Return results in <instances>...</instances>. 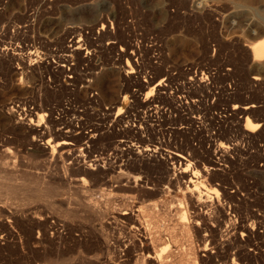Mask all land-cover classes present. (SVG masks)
<instances>
[{
    "label": "rangeland",
    "instance_id": "374dc122",
    "mask_svg": "<svg viewBox=\"0 0 264 264\" xmlns=\"http://www.w3.org/2000/svg\"><path fill=\"white\" fill-rule=\"evenodd\" d=\"M234 8L243 9L245 14L233 16ZM98 14L108 17V32L90 28ZM245 18L252 20L250 26L241 21ZM72 37L80 41L82 49L79 56H68L67 64L62 61V55H70L65 47ZM258 41H264V0H0V49L9 47L16 56L21 54L19 57L24 58L28 52L25 50L34 48L33 57L37 61L32 68L15 61L12 70L9 67L7 70V63L0 61V264H145L137 252L127 263L116 260V256L123 252L117 239L125 237L121 222L108 219L91 208L82 193L69 186L72 183L68 177L82 175L80 163H54L41 149L40 141L38 144L28 143L32 139L37 140V136L18 122L23 117L24 108L34 106L42 107L39 123L53 133L51 140L55 132L70 131L75 139L76 154L90 161V153L98 159L100 166H108L111 162L104 167L105 172L93 170L82 175L90 191L104 189L109 192L106 186L109 182L119 184L118 195L143 203L145 211L142 208L140 221L145 224L151 221L147 224L151 225L158 220L165 232L169 227L170 233L176 235L179 240L175 245L168 242L169 248L177 251L189 245V240L186 241L187 237L175 222L180 211L170 216L163 213V208H170L173 213L176 206H184L178 202H182L183 195L175 186L171 187L173 184L170 185L164 166L139 163L132 153L117 145L120 139L128 143L136 141L133 135H124L122 127L125 123L118 120L121 91L128 87L131 91L141 92V96L146 91L136 89L138 86H132V80H126L118 73L122 66L127 68L126 60L129 58L134 69L145 74L141 73L140 81L148 77L159 79L166 70L172 72H168L171 83L167 93L172 96L169 97L171 101L180 105L178 110L168 108L170 117L167 119L157 116L147 121V126L143 125L146 137L150 140L156 134L161 139L168 137L170 147L192 156V165L198 169L206 164L201 159V152L206 146L203 140L207 134L215 132L220 141L232 140L236 145L227 161L222 162L223 177L228 178V182L222 183L225 180L220 178L219 171L211 170L209 178L212 181L209 179L208 185L216 187L220 197L222 189L219 186H227L228 191L237 187L235 198L238 199L239 211L247 213L244 215L256 211L264 216V159L260 158L264 156V136L249 140L243 132L235 131V121L226 119L225 112L233 104L252 103L256 115L259 113L251 115L252 121L256 118L261 120L257 122H264V68L251 61L247 49ZM133 47L137 52L133 56L136 62L130 57ZM62 62L71 68L72 83L69 75L63 74V68H66ZM194 73L205 78L207 88L198 89L190 83ZM254 75L260 77L259 84L248 82ZM134 100L128 98V104L135 106L134 112H142L143 108ZM193 102L195 111L186 109V104ZM189 113L198 115L199 121L192 125ZM241 126L243 130L245 120ZM90 130L96 135L98 133L94 143L85 138ZM189 143L193 144L194 152L186 149ZM65 176L67 178L64 179ZM92 178L94 180H90ZM133 180L146 185L145 190L136 189ZM116 202L112 206H119ZM185 211L184 221L189 223L190 209L186 207ZM30 219L34 220L31 222ZM32 223L35 227L30 225ZM222 225V233L207 232L209 243L215 239L218 242L228 239L226 242L232 254L248 251V248H253L251 244L260 243L258 237L249 243L246 239L227 237L224 235V223ZM189 231V238L196 243V235ZM205 231H201V235ZM170 233L165 236L169 238ZM262 251L257 252L254 259L242 256L244 263L241 264H264Z\"/></svg>",
    "mask_w": 264,
    "mask_h": 264
},
{
    "label": "bare ground",
    "instance_id": "6f19581e",
    "mask_svg": "<svg viewBox=\"0 0 264 264\" xmlns=\"http://www.w3.org/2000/svg\"><path fill=\"white\" fill-rule=\"evenodd\" d=\"M90 5H93V4H90ZM236 8H234V10L232 12L233 16H236L239 13L243 14L245 12L243 9H236ZM241 21H245V24L248 26H250L252 24V20L249 18H245L244 20H241ZM231 22H233V21L231 20ZM91 27L93 28V30H94V28H97V30L99 29L101 32H104V31L108 32V17H105L103 14H98L97 17L94 19L93 24L90 26V28ZM88 28H89V26H88ZM89 30L92 31V29H89ZM74 32H75V30L73 31V33ZM98 33H100V32H98ZM110 34L112 35V33H110ZM99 36H101V35H99ZM238 40H240V39H238ZM68 43L69 44L65 48H66L67 53L69 52L70 55H66V53H65V55H62V57L64 56L62 61L66 62L67 64H68V58L67 57L68 56L72 57L73 55L79 56L80 51L82 49V44L80 43V41L75 40L74 37H72ZM131 45H132V43H131ZM8 48L3 47L2 49H0V61L7 63L6 64V65H8L7 70H8V67L10 69L12 68V63L14 64L15 61L17 63L20 62L23 65V67H26V68H32V67H34L35 64H37L36 59L33 57V52H34L33 49L34 48L32 50H30V48H28V46H26V48H28V50H25V49L24 50L28 51V52L26 53L27 55L24 54V55H26V57H24V58L19 57L21 54L19 56H16L15 51L14 50L10 51ZM124 48H123V50H124ZM247 49L249 50L248 56H250L251 61L253 63L258 64L260 66V68H264V41H258L256 43H252L251 46H249ZM13 51H14V53H13ZM136 53L137 52L134 50V47H133V50L130 51V57L132 58L133 56L136 55ZM129 59L126 60L127 68L122 66L120 72L118 71V73H120L123 76V78H126V80H130V81L132 80L131 85L132 86L134 85L135 87L138 86L136 89L139 88V90H141V91L142 90H146V91L144 92L143 96H141V94H140L141 92H139V91L137 92V91H133V90L131 91L130 88L128 89V87L126 89L123 88L124 90L121 91L122 92L121 93L122 101L120 102L121 105L118 109L120 111L118 114V120L120 122L125 123V125L122 127V128H124L122 131V132H124V135L125 134L126 135L130 134L131 136L133 135V137L136 138V141H134V143H128L125 139H120L118 141L117 145L119 146L118 148L125 149L128 152L132 153L135 156L136 161L139 163L145 164V163L151 162L152 164L155 163V164L163 165L166 173L168 174L167 177H168V180L170 181V185L173 184V186L171 185V187L175 186L174 188H177V190L180 191L181 194L183 195L182 199L184 201L182 200V202H180V200H179L178 202L184 203V206H182V205L176 206L175 212H173V213L171 212L170 208H167V209L163 208V213H165L164 215L170 216L172 214H176L177 211L178 212L180 211V216L176 218L177 221L175 220V222L178 223V225H179L178 228L180 229L181 233L183 232V235L185 237H187L186 241L189 240V242H190V243H188L189 245L185 249L180 248V249H177V251H174L171 248H169L168 242L172 243V244L174 243V245H175V242H177L179 239H177L175 234L170 233V230H168L169 227L167 229V232L170 234L168 235L169 238H167L165 236L167 234V232H165L166 229L162 228L164 226H163V224L160 225L161 222L158 223V220L157 221L154 220L155 223L151 224V225H147L149 222H151L149 220H148L149 222L146 224L144 222L140 221L139 216L142 215V208L144 207L143 203L136 201V200H130V199L127 200L126 197L118 195L119 190H120L119 184L114 185V184H110L111 182H109L106 185L107 187H109V192H105L104 189H100L97 191H95V189H93L94 191H90L89 186L86 183L87 180L82 175L86 174L87 172H91L93 170H98V171L101 170V171L105 172L104 167L106 165L103 164V166H100V164L98 163L99 162L98 159L95 156H92V154H90V153H89V155H90V157H92V159H90V161H86V160H84L85 158L81 157V155L76 154V148H75V143H74L75 139H74V136H72V133L70 131L66 130V131H59L58 133L55 132L54 138H53L54 140L53 139L51 140L53 133H50L51 131H49L46 128V126L39 123V119H41L40 117H42V114L39 113V110H41L40 108H42V107L34 106V108L33 107L32 108L29 107L28 109L24 108L25 112H23V114H22L23 117H21L20 121L18 122L21 125H23L28 130V132L33 133L37 136V140L32 139L28 143L29 144H38V141H40L39 144H40L41 149L43 151H45L46 154H48V157L54 163H59V162L60 163H66V161H69L70 164L74 163L75 161L80 163V165L82 167V171H80V172L82 173V175L81 174H79V175H81V176L68 177V178L65 176L63 178L64 179L67 178L69 183H72V185H69V186L77 189L78 191H80L82 193V194L81 193L80 194L83 195L82 196L83 198H86V202H88V204L91 208L96 209L97 212H100L103 215L107 216L108 219H113V221L116 220V221L121 222L122 227L121 226L120 227H121V229L123 228V232L125 233V237H127V238L119 237L117 239V242L119 243L118 245H120L123 248L122 249L123 252L119 253L116 256V260L118 262H121V263L129 262L131 260V256L133 255L134 252H137L136 254L138 255L139 259L142 261V263L145 262V264H209V263H211V264H241V263H244L242 256H244V258L247 257V259L250 257H253V259H254L255 254L257 252H261L262 250H264V216L261 215L260 213H256V211L255 212L251 211V213L249 215H244L247 213L243 214L241 211H239L238 205L236 204L237 198H235L238 195V188L237 187L233 188L234 190L230 189L231 191H228V189H226L227 186H225L226 188H224L223 186H219L222 189V191H221L222 197H220L218 189L214 186L208 185L209 179H210V181H212L211 178H209V177H211L210 176L211 170H218L219 171L218 173H220V178L225 180L222 183L228 182V178L225 179L226 177L225 178L223 177L225 170L223 168L222 162L227 161V159L230 157V154H231L232 150L234 149V146L236 145V143L235 144L232 143L231 142L232 140H230V139L227 141H220L219 138H217L218 134L215 132L212 135L207 134L203 140L205 142L206 146L205 147L203 146L204 147L203 152H201L202 154L200 153L202 155L201 159L207 165L204 164L200 169H198V168L194 167V165H192L193 164V162L191 160L192 156H190L189 154L186 155V153L185 152L183 153V151H174V149H172V147H170V145H169L170 143H168L169 141L167 140L168 137L161 139L156 134L157 137L153 136L152 137L153 140L152 139L150 140L149 138H147L146 135L144 134L145 131H143V129H144L143 125H146L147 121H152L153 117L156 118L157 116H159V117H164V119L169 118L170 113L168 112V110H169L168 108L170 107V109L171 108L176 109L177 107L179 108L180 105H176L174 103V101H171L169 97H172V96H169L167 93V91L169 89V84L171 83L170 82L171 81V75L169 73H172V72L168 71L169 72L168 73V72H166L167 70L165 69L166 71L165 72L163 71L164 73L162 72L163 75L159 79L148 77L147 79H145V80L141 79L143 81H140V78H141L140 76H141V73H143V72H140L139 70H135L134 67L130 64ZM134 60L136 62V59L133 57V61ZM63 62H62V64H63ZM135 62H132V63L135 64ZM155 63L156 62H153L152 64H155ZM71 64H73V63H71ZM62 66H64L66 68V69L63 68V74L69 75L70 82H71L72 81L71 78L73 77L70 75V73H72V71H70L71 68L65 64H63ZM135 68H138V66L136 64H135ZM257 69L258 68H256V70ZM24 73H25V71H24ZM143 75H145V74L143 73ZM194 75H195V73H194ZM205 75L207 76V74H205ZM122 76H121V78H122ZM260 80L261 79L258 75H254L251 77V81L249 80L248 82H251L250 84H257V83L259 84ZM189 81L191 84H193V86H196L198 89L207 88L206 87L207 83L205 82V78H203L202 76L195 75ZM246 84H248V83H246ZM40 89H42V88H40ZM183 89H184V87H183ZM184 90H186V89H184ZM180 92H182V91H180ZM186 92H188V90ZM192 92H194V91H192ZM202 92H203V90H202ZM204 94H207V93L204 92ZM208 94H210V93H208ZM211 94H213V93H211ZM258 96H260V95H258ZM131 97L133 99H135L137 103H139V105L141 106V109L143 108L142 112L141 111L140 112L139 111L134 112L133 107H135V106L134 105L130 106V104H128V98H131ZM182 97L185 98L184 96H182ZM198 97H200V96H198ZM181 98H180V100H181ZM192 99H194V98H192ZM182 101H183V99H182ZM197 103H198V101H197ZM231 103H232V101H231ZM24 104L26 105V102ZM18 105H20V104H18ZM227 105H229V104H227ZM22 107H24V106H22ZM18 108H20V107H18ZM178 108H177V110H178ZM9 109H11V108H9ZM186 109H188V110L190 109L191 111L192 110L195 111L196 106H195L194 102L193 103H187ZM12 110L13 109H11V111ZM19 110L21 111L22 109H19ZM254 111H255V105L254 104H252V103L251 104H247V103L244 104L243 102H242V104L241 103L240 104H233L230 108L226 109V111H225V112H227L226 113L227 114L226 119L230 118V119L235 121V123H236L235 131L243 132L244 134H246V138H248L249 140H257L258 138L264 136V122H257L260 119L256 120V118H255V121H252V119H251V115L253 113H255ZM258 111H259V109H258ZM195 113H197V112H195ZM11 114H13V113H11ZM172 114H174V112ZM97 115H98V113H97ZM107 115H109V114H107ZM253 115L257 116V115H259V113L257 115L255 113ZM34 116L37 117V120L34 119ZM198 117H199L198 115L197 116L191 115L189 117V121L192 123V125L199 121L197 119ZM242 120H245V126L243 127V130H241L242 129L241 128L242 127L241 126ZM222 121L224 122L227 120H222ZM74 126H76V125H74ZM145 128H147V127H145ZM96 129H98V128H96ZM154 130H156V129L154 128ZM79 131H81V130H79ZM78 133H82V132H78ZM87 134H88L87 137L84 136L85 138H87V141L94 143L98 133L96 135L95 133L92 132V130H90L89 133H87ZM87 134H85V135H87ZM82 135H84V134H82ZM81 138H83V137H81ZM25 140H26V138H25ZM83 140H84V138H83ZM120 146H124V148L120 147ZM188 146L189 147L186 149H189L192 152L195 151V148H194L192 143L191 144L189 143ZM48 148H50L49 152L47 151ZM84 151H86V150H84ZM111 152H112V150H111ZM116 153H118V152H116ZM125 154H126V152H125ZM197 154H199V153L197 152ZM261 156L262 157H260V158L264 159V156L263 155H261ZM109 159H108V161H109ZM121 160H122V158H121ZM197 161H198V159H197ZM126 162H128V161H126ZM124 163H121V164H124ZM110 164H111V162H110ZM110 164L108 163V166ZM108 166H106V167H108ZM117 166H118V163H117ZM119 168H120V166H119ZM103 172H101V173H103ZM117 173H119V172L117 171ZM127 174H129V173H127ZM103 176L104 175H102L101 177H103ZM126 177L128 179V176H126ZM90 180H94V179L92 178ZM105 180H107V179H105ZM133 181H134L133 185L136 189H138L137 187H140L141 189L144 188L142 190H145L146 185L137 184V183H135L136 180H133ZM233 181H234V179H233ZM101 182H103V181H100V183ZM104 182H103V184H104ZM107 182H108V180H107ZM215 185H217V184H215ZM218 185H220V184L218 183ZM227 185L230 186L231 183L227 184ZM100 187L102 188V186H100ZM147 188H150V187H147ZM91 192H93V193H91ZM114 201H117L116 204H119V206H117V205H116V207L112 206V205H114ZM162 201H164V200H162ZM239 201H241V199ZM155 203L157 204V202H155ZM161 203L165 204L163 202H161ZM185 204L187 205L186 207H188V209H190V214H189L190 221L188 220L189 223L184 221L185 212H186L185 211L186 210ZM241 204H242V201H241ZM64 205H66V204H64ZM155 205H152L151 207H153ZM147 206L148 205L146 204V207ZM156 206H158V205H156ZM239 206H240V204H239ZM165 207H167V206H165ZM143 211H145L144 208H143ZM145 215H147V213H145ZM39 216L40 215H38V217ZM31 218H33V217H31ZM36 219H37V217H36ZM142 219H143V217H142ZM165 219H166V217H165ZM31 220L32 219H30V221ZM26 222H28V221L26 220ZM57 222L58 221H56V223ZM35 223H36V221H35ZM223 223H224V233H225L224 235H226L227 237L237 238L239 240L246 239L248 241V243L251 242L250 240L252 238L258 237L261 239L260 243L257 245L250 243L251 246H253V248L250 247L252 249L248 248V251H246V250L242 251L243 253L236 251L233 254L230 252L228 244L226 242L228 240L227 237H226V239H227L226 241L218 242L219 240L216 241V239H215V240H212L211 243H209L210 240L208 238L209 236L207 235V232L208 231H209V233L220 232V228L223 227V225H222ZM33 224L34 223H32L30 225H33ZM108 224H110V223H108ZM201 226H203V228H201ZM170 227H172V226H170ZM189 230H192L194 232V234L196 235L195 236L196 237V243H193V240L191 238H189L190 237V233H189L190 231ZM205 230H207V231H205ZM201 231L202 232L205 231L206 233L201 235ZM220 233H222V232H220ZM180 235H182V234H180ZM185 237H183L184 240H185ZM222 240H224V239H222ZM254 241H256V240H254ZM178 245H180V244H178ZM208 245H211V247H209ZM177 246H175V247H177ZM212 249H214V250H212ZM56 253H58V252H56ZM262 253H263V251H262ZM235 254H236V257H235ZM109 261H110V259H109ZM113 261H110V262L112 263ZM134 263H136V262H134Z\"/></svg>",
    "mask_w": 264,
    "mask_h": 264
}]
</instances>
